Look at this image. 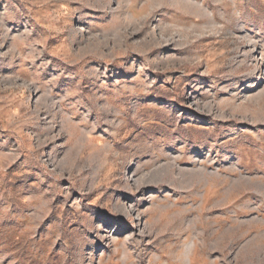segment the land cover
Returning <instances> with one entry per match:
<instances>
[{
  "label": "rangeland",
  "instance_id": "obj_1",
  "mask_svg": "<svg viewBox=\"0 0 264 264\" xmlns=\"http://www.w3.org/2000/svg\"><path fill=\"white\" fill-rule=\"evenodd\" d=\"M0 264H264V0H0Z\"/></svg>",
  "mask_w": 264,
  "mask_h": 264
},
{
  "label": "bare ground",
  "instance_id": "obj_2",
  "mask_svg": "<svg viewBox=\"0 0 264 264\" xmlns=\"http://www.w3.org/2000/svg\"><path fill=\"white\" fill-rule=\"evenodd\" d=\"M251 85H252V87L249 89V92L256 90V88L258 86V84H256V83H252Z\"/></svg>",
  "mask_w": 264,
  "mask_h": 264
}]
</instances>
